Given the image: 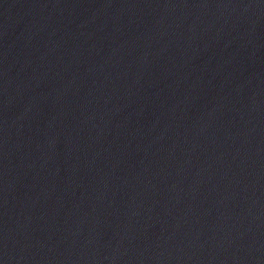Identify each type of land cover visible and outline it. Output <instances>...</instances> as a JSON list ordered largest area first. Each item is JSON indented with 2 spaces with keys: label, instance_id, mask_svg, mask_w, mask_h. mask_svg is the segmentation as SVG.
<instances>
[{
  "label": "water",
  "instance_id": "1",
  "mask_svg": "<svg viewBox=\"0 0 264 264\" xmlns=\"http://www.w3.org/2000/svg\"><path fill=\"white\" fill-rule=\"evenodd\" d=\"M0 264H264V0H0Z\"/></svg>",
  "mask_w": 264,
  "mask_h": 264
}]
</instances>
